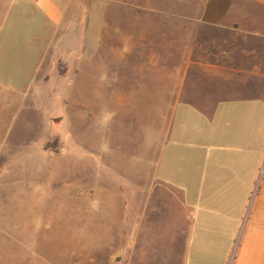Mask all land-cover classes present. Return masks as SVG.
<instances>
[{
	"label": "rangeland",
	"instance_id": "obj_1",
	"mask_svg": "<svg viewBox=\"0 0 264 264\" xmlns=\"http://www.w3.org/2000/svg\"><path fill=\"white\" fill-rule=\"evenodd\" d=\"M198 4L81 0L30 80L5 66L25 86L0 90V264H110L135 228L124 220L166 200L156 162L187 97L183 50L168 41L184 35L153 10Z\"/></svg>",
	"mask_w": 264,
	"mask_h": 264
},
{
	"label": "crops",
	"instance_id": "obj_2",
	"mask_svg": "<svg viewBox=\"0 0 264 264\" xmlns=\"http://www.w3.org/2000/svg\"><path fill=\"white\" fill-rule=\"evenodd\" d=\"M184 1L198 8L153 10L182 24L168 34L184 35L181 45L168 41L183 50L178 97H187L174 106L156 162L166 200L141 204L124 220L135 228L120 234L126 244L110 264H264V0ZM80 4L0 0V90L25 86L5 66H24L30 80L47 34L63 29Z\"/></svg>",
	"mask_w": 264,
	"mask_h": 264
}]
</instances>
